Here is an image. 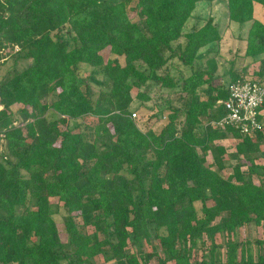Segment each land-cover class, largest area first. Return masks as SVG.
<instances>
[{"label":"trees","instance_id":"obj_1","mask_svg":"<svg viewBox=\"0 0 264 264\" xmlns=\"http://www.w3.org/2000/svg\"><path fill=\"white\" fill-rule=\"evenodd\" d=\"M105 1L0 0V67L6 48L30 61L0 82V264H63L65 245L79 264L108 254L116 264H264V240L254 257L250 243L235 239L247 225H264V139L211 126L226 114L229 87L215 86L216 57L206 53L204 68L194 63L222 33L212 17L185 32L197 5L218 0ZM225 1L231 22L251 23L246 56H263L264 24L254 12L264 0ZM172 59L190 74L178 80ZM80 65L103 69L96 99ZM255 77H264V59ZM239 79L233 75L231 84ZM149 83L173 96L159 106V120H167L159 133L134 119L135 102L151 101ZM88 116L99 118L89 132L71 126ZM228 134L239 140L232 158L240 162L224 177L229 154L220 142ZM217 234L229 237L225 261L216 255ZM205 238L210 257L192 262ZM154 240L159 253H144Z\"/></svg>","mask_w":264,"mask_h":264},{"label":"rangeland","instance_id":"obj_2","mask_svg":"<svg viewBox=\"0 0 264 264\" xmlns=\"http://www.w3.org/2000/svg\"><path fill=\"white\" fill-rule=\"evenodd\" d=\"M120 0H106L102 3V6H108L114 2H118ZM132 13V17L135 18V13ZM214 20L215 23L219 24L220 31L222 33V39L209 46L207 49L204 48L202 50L207 55L211 57H216L219 69H218V84H221L225 87H229L232 82L233 75H239L241 79L246 77L257 76L260 71V62L264 59V55L257 57L255 59H251L246 56V49L247 43L249 40V29L250 25H240L235 22H231L228 18V7L227 2L225 0H218L215 2H207V3H200L195 13L190 20V22L185 26V32H189L193 27H198L199 25H203L209 18ZM254 18L257 21H260L264 24V8L257 6L254 12ZM67 39V37L65 36ZM185 42L184 39L180 41L181 44ZM207 49V50H206ZM4 60L3 64L0 67V82L10 76L14 75L16 72L22 71L26 68L30 61L24 59H16L14 53L15 50L11 48H6L4 50ZM103 57L105 60H108L110 57L109 50H105L102 52ZM206 55V54H205ZM205 55L199 56L202 57L201 60H196L194 63V67H206L205 63ZM123 63V60H122ZM170 70L172 71L173 75L180 80L182 76H188L189 68L182 65L177 59H172L169 62ZM80 74L83 77L89 78L90 81V90L89 92L92 95V99H96L98 96L101 88L104 86L103 84L106 83L104 76H103V69L102 68H92L86 65H80ZM91 77V79H90ZM261 78V77H259ZM149 95L151 97V101L148 103H142L136 101L133 109H137L134 111V119L138 122L140 128L144 131L152 129L154 132L159 133L162 127L167 123L166 119L159 120V106L164 105L165 102L171 101L173 96L169 94V92H159V86L154 85L153 83H149ZM146 88H143L142 91H145ZM133 95H136V91L133 92ZM56 99L55 96H52L46 99L43 103L51 104ZM139 107V109H138ZM3 109V107H1ZM21 107H14L13 113L16 114ZM46 116L49 120H54L56 116L53 114L52 111H49ZM99 122L98 117L88 116L85 117L77 122H73L71 124L74 127L76 124L81 125V131L89 132V128H92ZM109 127H113L111 120L108 123ZM207 125V120L203 121L202 124L198 127V132H202L205 130ZM237 144V141L233 137L232 134H228L227 139L224 141L223 145L228 150V156L224 158L225 160V170L221 172L222 176L228 177L233 173L234 167L240 162V160H235L232 158L234 147ZM5 141L3 138L0 140V152L4 150ZM262 150V158L261 162L264 164V146L261 147ZM200 155L203 157V154L200 152ZM207 165H212V158L206 157ZM260 162V160L258 161ZM216 169V168H215ZM244 172L247 171V167L244 166L242 169ZM139 197V195H138ZM211 205V204H210ZM201 204L197 203L196 208L200 211ZM60 214L58 219L65 215V211L63 208L58 210ZM224 216L219 217L216 220V223H219ZM77 222L80 225H83V221L78 219ZM153 236L155 233V226L151 227ZM87 233L92 234L94 233V228L88 225L85 229ZM233 238V236H232ZM229 237L227 234H217L214 237V241L216 244L217 250L216 255L218 259L225 261L226 260V253L227 248L225 244L227 243ZM235 239L245 247V245L249 244V248L251 249L254 257H257L259 254L260 246L256 243L257 241L264 240V225L257 226L255 224H250L245 226L244 228L240 229L235 237ZM63 243H67L66 236L62 235ZM206 246L205 247H197L192 251V262L198 261L200 262L205 257H210V251L205 250L211 247L212 242L209 238H205ZM159 253V240H154L153 244L144 243L142 250L144 253L149 254L152 253L153 250H156ZM64 250L67 254V259L64 260L63 264H79L77 262L76 257L74 256L75 249L65 245ZM137 248L130 247L129 252L135 253ZM238 254H241V248L238 249ZM157 258L151 262V264H157ZM92 264H116L115 260H113L112 255H100L95 257L92 260Z\"/></svg>","mask_w":264,"mask_h":264},{"label":"built area","instance_id":"obj_3","mask_svg":"<svg viewBox=\"0 0 264 264\" xmlns=\"http://www.w3.org/2000/svg\"><path fill=\"white\" fill-rule=\"evenodd\" d=\"M228 91V99L221 103L226 114L211 126L219 130L231 128L243 137L264 139V77L239 79Z\"/></svg>","mask_w":264,"mask_h":264},{"label":"crops","instance_id":"obj_4","mask_svg":"<svg viewBox=\"0 0 264 264\" xmlns=\"http://www.w3.org/2000/svg\"><path fill=\"white\" fill-rule=\"evenodd\" d=\"M197 6H198V5H197ZM191 19H192V18H191ZM191 19H190V20H191ZM190 20H189V22H190ZM189 22H188V23H189ZM188 23H187V24H188ZM216 24H218V23H216ZM203 25H204V24H203ZM203 25H199L198 27H202ZM218 26H219V24H218ZM219 29H220V27H219ZM205 48H206V47H205ZM208 48H209V46L207 47V49H208ZM203 49H204V48H203ZM207 49H206V50H207ZM204 50H205V49H204ZM204 50H200V52H199V56H200V55H203V56H204V55L206 54ZM189 74H190V72H189ZM189 74H188V75H189ZM219 85H221V84H218V74H217V79H216V81H215V86H219ZM225 140H226V139H225ZM225 140L221 141L220 144L223 145V143H224ZM235 140L237 141V143L239 142V140H237V139H235ZM223 146H224V145H223ZM224 147H225V146H224ZM225 148H226V147H225ZM226 149H227V148H226ZM228 153H229V152H228ZM261 160H262V158H260V162H258V164H260V165H264L263 162H261Z\"/></svg>","mask_w":264,"mask_h":264}]
</instances>
